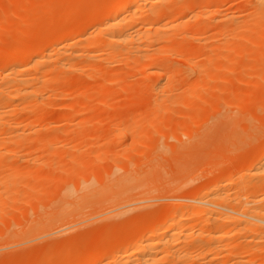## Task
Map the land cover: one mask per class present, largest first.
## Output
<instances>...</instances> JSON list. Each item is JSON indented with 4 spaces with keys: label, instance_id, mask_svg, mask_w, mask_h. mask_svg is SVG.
Masks as SVG:
<instances>
[{
    "label": "rangeland",
    "instance_id": "obj_1",
    "mask_svg": "<svg viewBox=\"0 0 264 264\" xmlns=\"http://www.w3.org/2000/svg\"><path fill=\"white\" fill-rule=\"evenodd\" d=\"M116 1L0 0V68L9 60L6 51L50 50L54 40L75 28L84 33L66 48L84 49L85 33L105 19ZM174 1H142L141 17L150 8L166 20L161 13ZM199 1L202 9L208 8L209 18L191 17L157 43L162 53L156 58L176 68L166 89L175 97L154 102L164 106L160 117L147 111L153 114L159 107L151 98L157 77L146 67H134L135 61L112 65L94 60L81 66L87 76L50 71L49 83L56 82L45 89L49 99L43 106L35 108L28 97L20 99L29 110L28 115L15 116H26L25 138L22 144L0 147V264H78L83 257L86 261L89 255H102L114 237L118 242L162 218L172 198L189 196L220 170L235 172L259 157L264 150V15L253 14L249 0ZM189 61L204 65L203 79L198 81L197 73L184 76ZM25 65H32L23 72L27 78L44 69L30 61ZM11 69L7 77L13 75ZM6 76H0V83ZM196 85L194 100L184 101L181 96ZM100 93L107 95L100 99ZM217 111L237 115L248 132L237 144L214 148L210 154L207 146L202 154L192 143L198 141L206 118ZM146 112L147 119L153 118L147 121L154 124L152 130L143 124ZM131 121L133 128L139 127L135 139L126 129ZM117 124L120 132L115 138ZM35 140L46 144H34ZM184 158L192 163L187 159L188 165L183 164ZM118 182L128 184L129 190L109 188ZM258 262L260 257L254 264Z\"/></svg>",
    "mask_w": 264,
    "mask_h": 264
},
{
    "label": "bare ground",
    "instance_id": "obj_2",
    "mask_svg": "<svg viewBox=\"0 0 264 264\" xmlns=\"http://www.w3.org/2000/svg\"><path fill=\"white\" fill-rule=\"evenodd\" d=\"M142 1L148 2V4H159L162 0H117L114 6L105 14V19L100 21L92 32L90 31V33L86 34L87 32L85 31L86 36L84 35L85 38L83 37V46L81 45V48L86 49V46H92L94 49L95 46L100 53H97L95 49L89 50V48L88 50L66 48L67 45L69 46L70 41L78 40L81 34L84 33H81L78 29L76 30V28L75 31L73 29L71 33L65 34L66 36H61L54 40L55 57L51 56L53 51L51 47L50 50L45 48L28 52L17 50L13 51V54L6 51L5 55H8L9 60H6V65H1L5 66L0 68V76L4 78L9 74L8 72L11 68L13 72H10L13 75L11 77L6 76L8 79L2 78L3 81L1 80L2 82L0 83V147L22 144L25 138L22 135H24V131L29 124H22V120L24 117L26 119V116L21 117L22 120H18L15 116L22 113L28 115L26 112L29 110L27 111L26 106L22 104L23 102L20 103V99L28 97L32 99L31 105L35 108H38V105L43 106L44 101L49 99L44 95L47 93V91L44 93L45 89L54 87V82H56L53 80L54 84L52 82H50L52 85L49 83L48 74L50 71H69L70 73L80 71L84 74L83 72L86 70H82L81 66L87 67V64L94 60H97V62L103 60L102 63H105L104 61L106 60L112 65L126 64L128 63L127 61L133 63L135 61L134 67H146L150 74L157 77V81L152 88V91H154L151 96L152 101L154 100L153 104L156 100H170L175 97L168 94L167 91L169 90L166 89H168L169 79L175 73L176 68L172 62H166L163 59H159V57L156 58L157 54L162 53L160 46L156 47L157 43L165 41L167 38L166 34L169 31L181 25L184 26L191 17L209 18L207 16L209 10L208 8L202 9L199 4L201 1L199 0V3L197 0H173L174 3L166 9V13H161V15H166L167 19L160 20L164 18L159 15L160 12L152 11L150 8L147 9L148 12L145 16L141 17L142 9L138 5ZM249 2L253 6L251 11L253 14L258 12L264 15V0H249ZM203 7L205 6L203 5ZM261 14L258 16L260 17ZM234 16L230 17L235 20L238 19ZM237 24L239 23L234 25ZM197 40L200 42L199 39L195 41ZM230 50L233 49L230 48ZM103 53L107 54L106 56L108 57L102 56L105 55ZM29 61L34 66L42 65L44 69L41 70L39 68L41 71L35 73L36 69L33 72L35 74L27 78V76L24 77L23 72L30 70L29 67L32 65H28V67L25 65ZM194 62L189 61L187 69H183V74L189 78V75H196L197 73L199 81V79L204 78L203 74L204 72L206 74V70L205 68L202 69L204 65L197 62L199 69L201 68L203 71L199 70L197 65H195L196 62ZM90 65H88V68ZM34 66L33 68L36 67ZM13 69H17L16 73ZM86 72L88 73V71ZM75 81L77 83L79 79ZM80 85L78 84L77 86L81 87ZM197 89V85L192 87L191 92H185L181 98L189 102L194 100L196 96L194 94ZM100 95V99H103L107 94L100 93ZM154 106L156 108L159 105L156 103ZM27 107L30 108L29 105ZM159 107L154 109L153 114H151L152 109V111L147 110L151 112L148 114L152 115V117H156V115L160 117L164 112L161 111L164 110V106ZM30 109L35 110L33 108ZM159 110L162 112L161 115ZM194 117L197 118V115H194ZM64 118L67 119L66 116H63ZM208 118L209 120L206 118V124L202 125L203 127L201 126V128L199 127L200 133H197L199 134L198 141H193L194 143H192L197 144L200 150L202 149V154L207 146L209 147L206 151L208 154L214 148L219 149L221 146L228 144H237L245 139L248 125L246 122L242 123V119L237 115L217 111L211 117L208 116ZM149 119H147L146 112V119L143 124L147 126ZM153 122L157 121L154 119ZM131 123L132 121L127 126ZM149 125L148 127H151L150 129L152 130L154 124L151 123ZM116 126L117 128L119 127L118 124ZM133 126L131 124L130 127L126 128L130 131L131 138L136 136V130L139 129V127L135 129L136 127L133 128ZM191 126L189 125L190 129L192 128L193 130L195 127ZM150 129L149 132L151 131ZM115 131L118 133L115 132L114 137L119 134L120 129L118 128ZM146 131L149 133L148 128H146ZM146 131L144 130L143 134H146ZM192 135L191 132L190 136ZM28 136L30 137V135ZM44 140H35L34 144L45 145L47 139ZM194 150L198 151L197 148ZM187 159L185 160L184 158L182 163L187 164V162H190V159L188 161ZM179 161H181L180 158ZM220 171V175L218 173L216 177L202 187L194 189L191 195L172 198L162 218L144 224L142 228L137 229L138 231L135 230L132 233L130 231L129 236L128 232L127 237L121 240L118 239V242L114 241L116 238L114 237L111 239L114 244L110 241L111 247L108 245L110 249L106 252L104 251V254L97 257L89 255L86 261L84 259L87 256L83 257V262L81 260L80 263H78L79 261L76 262L78 264H93L95 261L101 264H254L260 257V263L258 262L257 264H264V150L257 159L253 161L247 160L245 168L241 170L235 172L230 170ZM109 188L120 191L122 188L124 190L130 188V186L126 183L118 182L111 184ZM91 253L94 254V252Z\"/></svg>",
    "mask_w": 264,
    "mask_h": 264
}]
</instances>
